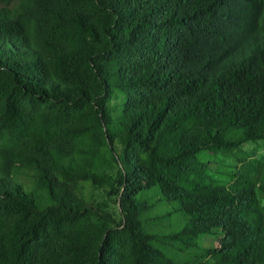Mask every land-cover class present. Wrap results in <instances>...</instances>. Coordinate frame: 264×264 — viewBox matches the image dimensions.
<instances>
[{
    "label": "trees",
    "instance_id": "obj_1",
    "mask_svg": "<svg viewBox=\"0 0 264 264\" xmlns=\"http://www.w3.org/2000/svg\"><path fill=\"white\" fill-rule=\"evenodd\" d=\"M259 142L264 0H0V264H264Z\"/></svg>",
    "mask_w": 264,
    "mask_h": 264
},
{
    "label": "rangeland",
    "instance_id": "obj_2",
    "mask_svg": "<svg viewBox=\"0 0 264 264\" xmlns=\"http://www.w3.org/2000/svg\"><path fill=\"white\" fill-rule=\"evenodd\" d=\"M107 158V157H105ZM246 158V163L252 165V167H259L264 171V142L256 144H244L239 151H234L226 154L214 155L209 152H203L200 155V160L208 166V173L210 176L217 181L220 185H227L230 182V175L240 170V160ZM111 162L108 159H102L99 165L94 168L98 173L110 172L109 167ZM264 180L260 178L257 188V197L264 207ZM84 196L93 202L102 201L104 198L103 190H92L88 185H84ZM113 200H110L112 204ZM156 214L150 213L147 217V221L150 222V228L162 229L166 225L158 223ZM165 229V228H163ZM219 236L207 235L199 238V243L204 247H216L218 245ZM174 258L181 262L190 259L188 254L185 253H174ZM182 263V262H181Z\"/></svg>",
    "mask_w": 264,
    "mask_h": 264
}]
</instances>
